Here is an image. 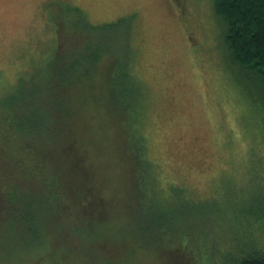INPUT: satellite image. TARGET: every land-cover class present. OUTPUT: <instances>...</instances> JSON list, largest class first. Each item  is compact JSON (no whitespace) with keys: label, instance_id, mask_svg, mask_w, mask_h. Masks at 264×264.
<instances>
[{"label":"rangeland","instance_id":"rangeland-1","mask_svg":"<svg viewBox=\"0 0 264 264\" xmlns=\"http://www.w3.org/2000/svg\"><path fill=\"white\" fill-rule=\"evenodd\" d=\"M50 1L0 0V108L1 98L14 92L22 80L26 99L42 108L51 107L53 97L44 100L43 88L31 93L30 79L40 86H58L60 93L70 92L75 86L71 81L78 79L74 98L80 102H61L37 143L48 156L75 157V139L67 126L74 122L75 106L82 105L76 109V121L81 128L85 125L78 152L87 181L81 188L95 193L86 211L97 213L106 205L112 215L93 227L83 220L74 222L73 215L65 218L62 226L74 235L70 236L73 245L67 247V241L55 234L62 231L58 223L49 226L52 238L42 229L44 214L50 210L33 199L29 214L34 221L28 218V222L37 223L35 235L30 232L28 238L17 240L14 218L0 219V264H49L51 242L63 264H174L170 242L165 237L163 242L155 241L149 213L134 197H126V170L116 157L112 133L104 127L112 125L120 105L115 101L116 87L108 88L105 80L115 70L121 78L124 65L129 81L122 83L120 99L128 91L127 83L133 94L137 89L140 103L137 134L148 164V185L142 196L162 209L177 210V224L190 235L191 243L200 242L205 255L213 245L215 259L221 258L218 247L233 240L241 223L238 218L249 225L264 205V116L261 100H255L254 88L250 90L251 79L247 77L246 95L243 79L226 65L225 28L212 0H67L85 13L87 27L62 20L71 32L61 37L58 49L47 19ZM56 49L57 63L52 64ZM125 51L129 60L122 65ZM86 54L94 59H85ZM75 59L85 63L73 70L69 64ZM63 110L69 116L64 127L59 126ZM10 157V162L17 159ZM10 168L21 171L16 163ZM65 174L75 190L77 172ZM90 200L91 196L85 200L87 206ZM200 202L203 206L194 207ZM245 206L247 216H239ZM90 219L97 222L93 215ZM252 234L264 245L263 225Z\"/></svg>","mask_w":264,"mask_h":264},{"label":"trees","instance_id":"trees-1","mask_svg":"<svg viewBox=\"0 0 264 264\" xmlns=\"http://www.w3.org/2000/svg\"><path fill=\"white\" fill-rule=\"evenodd\" d=\"M212 6L225 28L223 31V44L226 65L232 72L234 71L237 77L243 79L242 84H244L246 95L247 77L251 79L252 87L250 90L252 91V88H254L255 100L256 98L261 100L262 106L260 109L264 116V0H212ZM47 9V19L49 25L54 28L53 38L57 40H55L57 49L62 48L61 37L71 32L69 31L70 28L63 27L62 20L66 24L76 23L77 26L79 24L87 27L85 13L69 1L52 0L47 3ZM57 49L50 58L52 64L57 63ZM126 53L125 51L126 57L122 59V65L129 60ZM89 58L90 56L86 54L85 59ZM100 59L95 60L99 61ZM72 62H70L69 68L73 70L85 63L83 59L79 61L75 59ZM112 65H115L114 59ZM123 69L120 68L122 80L118 77L119 72L117 77L114 75L116 70L113 75L108 74L105 80L108 88L109 86L111 88L116 87L117 91L112 90L116 91L114 94L115 101L119 102L120 105L119 108H116L112 125L104 127L107 134L112 133L116 157L121 158V167L126 170L123 176L126 197H134L133 199L136 202L142 203L141 206L144 211L149 213L148 216L151 218L152 227L155 230V241L163 242L162 240L165 237L170 242L172 246L170 249H174L175 253L170 254L171 261L174 264H214L216 260L218 264H264V245L258 238L251 237L256 226H264L263 203L259 206L261 213H255L257 216H255L254 222L247 225L245 221H240L242 218H238L241 223L236 226L233 240L222 247H218L221 258L215 259L217 253L213 252V245L210 246L208 255H205L199 246L200 242L198 244L191 243L190 235L186 234V230L177 224V222H180L179 217L175 215L177 210L162 209L154 200L142 196L145 195L144 192L148 185V164L144 157L143 141L137 134L136 114L139 112L140 103L137 99V89L134 88L135 92L133 94L131 84L127 83H125V88L128 91L125 94L123 93L124 97L120 99L119 92H121L122 83L129 81L128 68L124 65ZM31 81L30 79L29 91L33 93L43 88L44 100H47L48 96L50 98L52 96L50 103L53 105L38 108L29 99L27 100L26 94L28 93L22 89L23 80L14 89V92L1 98L3 107L0 108V167L5 170L0 168V219L4 220L5 217L14 218L13 230L19 234L17 240H21L24 236L28 238L30 232L35 235L38 231V225L35 222L33 224L29 223L28 218L34 221V217L29 214V210L33 199L38 198L50 210L49 213L44 214L46 223H43L44 226L42 225V227L44 228L42 229L46 230V234L52 238L53 235L49 226L58 223V227H62L60 228L62 231H56L55 234L61 235L64 241H67V247H71L73 238L70 236L74 235L62 226L66 221L65 218L69 219L68 216L73 215L74 222L83 220V223L93 227L98 223L105 222V216L112 215V213L109 214L106 205L105 207L102 206V209H99L97 213L86 211L87 207L93 204L95 193L90 189L83 191V188H81L86 186L87 181L86 168L83 165L82 156L80 157L78 152L83 147L85 125L81 128V125L76 121V109L82 108V105L75 106L71 116L74 122L67 126L70 135L75 139V157H62L60 155V157L55 158L48 156L40 152L39 143H37L39 134H42L43 131V134L47 133L51 126H49V121L46 120H52V114L59 110L58 105L61 102H71L73 100L80 102L79 98H74V95H76L75 86H77L79 80L71 81L72 85L70 83L66 84V86H75H73L74 89L70 88V92L64 93H60L58 91L60 88L54 84V87L47 84L45 86L41 84L40 86L38 85L39 82L36 81L33 84ZM60 82L65 83L62 79ZM54 89H57V93ZM251 95L254 94L251 93ZM27 117H39L40 120H38V123H30L27 122ZM41 117L44 119L41 120ZM59 121V126L62 127L66 126V122L69 121L68 113L65 110H63V114H59ZM43 122L44 125L42 126ZM10 156H16L15 162H10ZM55 159L58 161H56V164L53 163ZM10 163H16L21 171L8 169ZM67 171L77 172L73 184L75 190L70 188L72 183L65 174ZM137 193L142 197H138ZM89 196H91V200L87 206L85 200ZM178 199L183 202L181 197ZM261 199L263 200V198ZM199 206H203V203L200 202L194 205V207ZM240 211L242 214L239 216H247V206L241 208ZM91 215L97 219L96 223L91 222ZM51 221L54 223H51ZM83 230H85L83 233L87 235V230ZM78 238H82V236L78 234ZM50 245L51 248L47 251L50 257L49 264H63L61 260L55 257L56 250L52 242ZM174 257L177 259L173 260Z\"/></svg>","mask_w":264,"mask_h":264},{"label":"flooded vegetation","instance_id":"flooded-vegetation-1","mask_svg":"<svg viewBox=\"0 0 264 264\" xmlns=\"http://www.w3.org/2000/svg\"><path fill=\"white\" fill-rule=\"evenodd\" d=\"M67 1V0H66Z\"/></svg>","mask_w":264,"mask_h":264}]
</instances>
